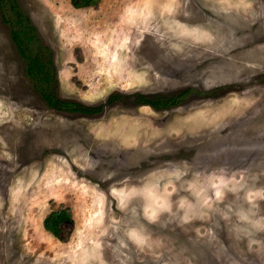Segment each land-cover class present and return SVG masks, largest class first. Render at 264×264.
Wrapping results in <instances>:
<instances>
[{
	"label": "rangeland",
	"instance_id": "1",
	"mask_svg": "<svg viewBox=\"0 0 264 264\" xmlns=\"http://www.w3.org/2000/svg\"><path fill=\"white\" fill-rule=\"evenodd\" d=\"M15 2L60 97L178 108L60 116ZM0 264H264V0H0Z\"/></svg>",
	"mask_w": 264,
	"mask_h": 264
},
{
	"label": "flooded vegetation",
	"instance_id": "2",
	"mask_svg": "<svg viewBox=\"0 0 264 264\" xmlns=\"http://www.w3.org/2000/svg\"><path fill=\"white\" fill-rule=\"evenodd\" d=\"M34 30L36 31V35L38 37L39 35H38L36 27H34ZM52 58H53V56H52ZM147 59L150 61V64H157L156 61L159 62V60H157L156 58H155L156 61L154 58H153L154 60H152L150 58V56H147ZM48 74L50 76V80H53L56 77L58 78V75H56L54 73V71H50V72L48 71L47 75ZM49 85H50V81L45 82L44 89L40 88V86H39V90H40L42 96L45 98V100L49 104V106L51 108H53L56 112H58L57 114H59L60 116H63V117L65 116V114H67V112H76L77 114H80V115L97 117V115L96 116H92V115L99 113L98 116H101L104 113L102 111L106 107L111 108L113 105L119 106V107L121 106V107L126 108V109L133 107L132 111L134 113H132V114L138 115L137 113L139 112V109L144 105H148L151 108L157 110V112H158L160 110H163V111H170L173 109L176 110L178 108V104H179L178 99L175 98V94L167 95V94H163V93H156V94L154 93L152 95H148V94L146 95L142 91H137L136 94L133 96L134 102H133L132 106L131 105H124V104L123 105H115V104H117L114 102L116 99L115 97H117L116 95H120L121 93L117 92V90H114L113 92H111L109 94V96H107L104 106H102L101 104H99L97 106H92V105H87L84 102L79 101V100H69V99H65L63 97H60L58 95V93H56L55 91H52V89H51V87H49ZM170 89H172V88H170ZM201 97H204V96H201ZM170 118L171 117H168V119H170ZM166 154H168V153H164L163 155H166ZM157 155H161V154L149 153V156L147 158H152V157H155ZM143 156H144V154H143ZM163 158L165 160L167 159V157H163ZM147 162H149V160H147ZM113 174H116V172Z\"/></svg>",
	"mask_w": 264,
	"mask_h": 264
},
{
	"label": "trees",
	"instance_id": "3",
	"mask_svg": "<svg viewBox=\"0 0 264 264\" xmlns=\"http://www.w3.org/2000/svg\"><path fill=\"white\" fill-rule=\"evenodd\" d=\"M96 0H71V3L76 7H84L91 4H94ZM11 7L15 11L16 20H14L11 30L12 38L18 46L22 56L27 62L26 73L36 81L40 88L45 87V82L50 81L49 74L47 75L46 62L50 61L49 59H42V55L36 53H32L31 44L33 42L38 43V37L33 35H29L34 30L33 25L30 22L28 16H24L23 12L19 10L17 2L11 4ZM10 7V8H11ZM12 24V21H11ZM68 104V103H67ZM69 105V104H68ZM71 218L70 213L64 209H58L50 212L44 219V226L47 230L52 232L56 237L62 238V227L61 223L65 220H69Z\"/></svg>",
	"mask_w": 264,
	"mask_h": 264
},
{
	"label": "bare ground",
	"instance_id": "4",
	"mask_svg": "<svg viewBox=\"0 0 264 264\" xmlns=\"http://www.w3.org/2000/svg\"><path fill=\"white\" fill-rule=\"evenodd\" d=\"M127 140V139H126Z\"/></svg>",
	"mask_w": 264,
	"mask_h": 264
}]
</instances>
